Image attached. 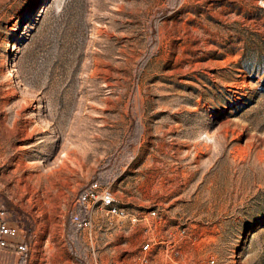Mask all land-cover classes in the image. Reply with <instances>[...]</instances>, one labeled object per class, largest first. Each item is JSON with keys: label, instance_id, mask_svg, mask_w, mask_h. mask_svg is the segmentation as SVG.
Listing matches in <instances>:
<instances>
[{"label": "rangeland", "instance_id": "obj_1", "mask_svg": "<svg viewBox=\"0 0 264 264\" xmlns=\"http://www.w3.org/2000/svg\"><path fill=\"white\" fill-rule=\"evenodd\" d=\"M0 223V264H264V0H0Z\"/></svg>", "mask_w": 264, "mask_h": 264}, {"label": "built area", "instance_id": "obj_2", "mask_svg": "<svg viewBox=\"0 0 264 264\" xmlns=\"http://www.w3.org/2000/svg\"><path fill=\"white\" fill-rule=\"evenodd\" d=\"M99 204L101 208L106 211V214L114 216L118 219L126 217V212L124 208L117 206L113 196L107 192L102 191L97 183L90 184L76 199V204L87 208L93 204ZM71 221L75 224H79L82 228L88 226V221L81 219L78 215L73 214L71 216ZM19 235L16 228L8 226L5 223H0V248H5L8 246L7 239L15 238ZM149 249L148 243L144 244L140 249L141 257L143 262L145 261V253ZM15 250L19 254H25L28 250V245L26 242H22L15 246Z\"/></svg>", "mask_w": 264, "mask_h": 264}, {"label": "bare ground", "instance_id": "obj_3", "mask_svg": "<svg viewBox=\"0 0 264 264\" xmlns=\"http://www.w3.org/2000/svg\"><path fill=\"white\" fill-rule=\"evenodd\" d=\"M33 131H35V130H33ZM20 136L22 139H24L26 137L24 130H20ZM23 149H24V147H23ZM66 160H67L66 154L64 152H58L49 160V163H47V164H49L48 166L53 167V166H56L58 164L62 165Z\"/></svg>", "mask_w": 264, "mask_h": 264}, {"label": "trees", "instance_id": "obj_4", "mask_svg": "<svg viewBox=\"0 0 264 264\" xmlns=\"http://www.w3.org/2000/svg\"><path fill=\"white\" fill-rule=\"evenodd\" d=\"M24 257V256H23Z\"/></svg>", "mask_w": 264, "mask_h": 264}]
</instances>
